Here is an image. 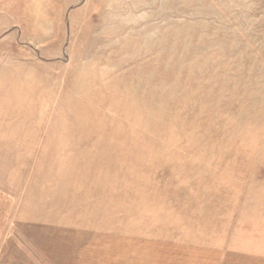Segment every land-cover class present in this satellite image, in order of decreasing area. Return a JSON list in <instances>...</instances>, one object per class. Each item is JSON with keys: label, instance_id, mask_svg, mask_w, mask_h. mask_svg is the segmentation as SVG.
<instances>
[{"label": "rangeland", "instance_id": "374dc122", "mask_svg": "<svg viewBox=\"0 0 264 264\" xmlns=\"http://www.w3.org/2000/svg\"><path fill=\"white\" fill-rule=\"evenodd\" d=\"M2 215L10 264H264V0H0Z\"/></svg>", "mask_w": 264, "mask_h": 264}, {"label": "crops", "instance_id": "0c3cea01", "mask_svg": "<svg viewBox=\"0 0 264 264\" xmlns=\"http://www.w3.org/2000/svg\"><path fill=\"white\" fill-rule=\"evenodd\" d=\"M2 194H4V196H9V194L5 193V192H2ZM0 218H1L0 219V264H10L9 262L5 263L6 261H3V262H1V261H2L3 256L6 255V253L16 252L13 249V245H12V243H13L12 238L14 237L13 232H15V230H14L15 227L13 228V226H11L12 227L11 233H9L8 230H6V232H5L3 229H4V226H6L7 224H5L4 222L9 221V217L8 216L5 217V215H2ZM5 218H7V219H5ZM7 228H8V226H7ZM23 248L24 247H19L18 252L20 254L23 253L20 251V249H23ZM50 264H52V263H50Z\"/></svg>", "mask_w": 264, "mask_h": 264}]
</instances>
